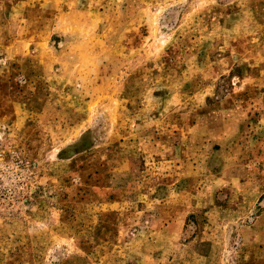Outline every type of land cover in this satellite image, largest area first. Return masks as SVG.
<instances>
[{
  "label": "rangeland",
  "instance_id": "rangeland-1",
  "mask_svg": "<svg viewBox=\"0 0 264 264\" xmlns=\"http://www.w3.org/2000/svg\"><path fill=\"white\" fill-rule=\"evenodd\" d=\"M0 264H264V0H0Z\"/></svg>",
  "mask_w": 264,
  "mask_h": 264
}]
</instances>
